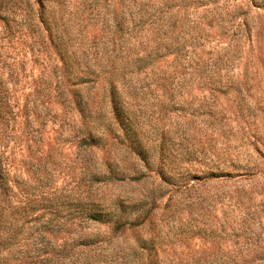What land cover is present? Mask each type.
<instances>
[{
	"label": "rangeland",
	"instance_id": "374dc122",
	"mask_svg": "<svg viewBox=\"0 0 264 264\" xmlns=\"http://www.w3.org/2000/svg\"><path fill=\"white\" fill-rule=\"evenodd\" d=\"M0 264H264V0H0Z\"/></svg>",
	"mask_w": 264,
	"mask_h": 264
}]
</instances>
